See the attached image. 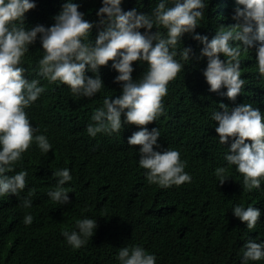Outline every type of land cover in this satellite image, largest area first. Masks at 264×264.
Masks as SVG:
<instances>
[{"label":"trees","instance_id":"obj_1","mask_svg":"<svg viewBox=\"0 0 264 264\" xmlns=\"http://www.w3.org/2000/svg\"><path fill=\"white\" fill-rule=\"evenodd\" d=\"M30 2L36 7L25 13L23 23L15 22L26 30L54 25L68 0ZM71 2L78 4V11L93 24L82 42L94 45L103 28L97 15L103 0ZM159 2L122 0L121 7L123 11L135 9L154 22L153 11ZM173 2L167 0V6ZM203 2V16L195 32L184 33L172 49L177 53L174 59L183 68L167 85L163 114L146 126L149 131L159 130V147L154 146V150H177L181 161L186 162L184 171L191 176V182L181 186L162 188L148 182L147 170L139 165L140 146L128 144L129 137L140 128L126 123L124 113L120 131L98 133L94 138L87 133L89 125L95 126L91 117L96 109L104 107V99L122 95V83L115 81L119 73L112 61L97 73L86 71L88 77L98 75L103 85L89 98L39 75L38 62L44 56L39 34L29 45L20 65L26 69L24 78L39 81L38 86L45 91L25 111L36 130L34 135H44L52 149L44 153L33 140L12 165L14 171L7 173L11 176L26 171L28 175L27 187L18 195L0 196V264H121L119 251L137 246L154 255L155 264H264V259L246 261L243 256L249 240L264 243V178L259 189L249 191L243 187V175L225 159L231 154L234 138L222 145L215 131L218 122L212 119L215 111L223 112L220 104L229 111L251 104L264 116V76L259 74L253 48L241 47L244 85L240 94L231 100L224 95L225 87L210 91L203 75L208 63V58L201 56L204 45L193 37L199 34L211 41L222 27L236 23L232 17L239 5L236 0ZM139 31L143 34L147 29ZM156 31L167 36V29L154 22L151 32ZM238 43L241 42L230 41L232 46ZM184 48L192 49L189 61L181 58ZM220 59L227 58L220 54ZM132 67V80L138 82L148 69L147 62L136 61ZM219 167L226 169L223 185L215 174ZM64 168L72 177L63 185L68 191V204L58 203L48 195L55 191L59 179L53 173ZM25 198L32 201L30 208L23 207ZM236 206L259 209L261 216L253 229L235 217ZM29 214L33 222L26 225L23 221ZM85 218L96 220L97 227L85 245L75 249L62 233L78 231L76 222Z\"/></svg>","mask_w":264,"mask_h":264},{"label":"clouds","instance_id":"obj_2","mask_svg":"<svg viewBox=\"0 0 264 264\" xmlns=\"http://www.w3.org/2000/svg\"><path fill=\"white\" fill-rule=\"evenodd\" d=\"M122 0H103V6L97 15L103 26L98 32L95 43H83L93 28V24L84 19L78 11L79 5L68 2L55 17L51 27L37 25L31 30L17 27V21L23 23L24 15L36 7L30 0H0V196L15 194L27 187L26 171L15 175L12 165L22 153L27 151L33 140L44 153L52 149L44 135H34L36 131L25 111L34 103L45 89L39 81L30 82L24 78L26 69L21 67L22 57L34 44L39 34L44 56L39 60V75L49 82L59 81L70 87L73 94L92 97L102 88V80L97 75L91 78L85 75L89 69L97 73L101 66L112 61V67L119 73L115 81L122 83V95L115 99L105 98L104 107L96 109L91 119L95 126L89 125L87 133L95 137L98 133H114L122 128L121 115L126 116V123L140 128L128 139L130 146H140L139 165L147 170L146 178L150 184L162 188L181 186L191 182V176L184 171L186 162L180 159V152L173 149L154 150L158 146L159 130L151 131L146 127L163 114L162 99L167 95V85L181 72L183 65L174 57L175 46L184 33H194L198 20L203 16V0H174L167 6V0H160L153 11L154 22L167 29V36L158 31L151 32L154 22L146 14H138L135 9L123 11ZM235 24L221 28L208 40L207 36L195 35L204 47L201 56L208 58L203 72L210 91L218 92L222 87L229 99L235 100L240 94L244 80L241 79V47L256 52L258 71L264 76V0H236ZM106 17V19H104ZM147 29L143 34L139 29ZM230 41L241 42L232 46ZM191 48H184L183 60L190 59ZM220 54L227 59L221 60ZM147 62L148 69L138 82L132 80L133 62ZM221 111H215L212 119L218 122L215 128L219 142L224 145L229 138H234L226 161L235 165L243 175V187L247 190L259 189L264 178V116L251 104L240 105L231 111L220 104ZM126 110V111H125ZM250 141V143H246ZM226 169L219 167L215 174L223 185L227 178ZM58 177L55 191L48 195L52 200L70 203L68 191L63 185L71 181L70 170L64 168L53 173ZM29 192V196L33 194ZM32 201L25 198L23 207L30 208ZM235 217L246 222L248 229H253L261 216L259 209L249 206H236ZM31 225L33 217L26 215L23 221ZM78 231H64L67 243L79 249L86 243V238L93 236L96 220L81 219L76 222ZM83 237V238H82ZM244 259L259 261L264 259V243L249 240L245 245ZM121 264H155L156 257L146 254L141 247H124L119 251Z\"/></svg>","mask_w":264,"mask_h":264},{"label":"bare ground","instance_id":"obj_3","mask_svg":"<svg viewBox=\"0 0 264 264\" xmlns=\"http://www.w3.org/2000/svg\"><path fill=\"white\" fill-rule=\"evenodd\" d=\"M235 180V179H234ZM236 183V182H235ZM234 189V188H233ZM234 206V205H233Z\"/></svg>","mask_w":264,"mask_h":264}]
</instances>
